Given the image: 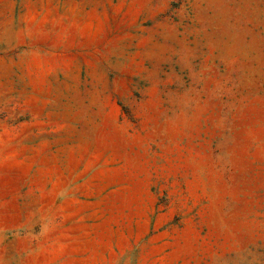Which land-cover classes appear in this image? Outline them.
<instances>
[{"label": "rangeland", "instance_id": "374dc122", "mask_svg": "<svg viewBox=\"0 0 264 264\" xmlns=\"http://www.w3.org/2000/svg\"><path fill=\"white\" fill-rule=\"evenodd\" d=\"M0 264H264V0H0Z\"/></svg>", "mask_w": 264, "mask_h": 264}]
</instances>
